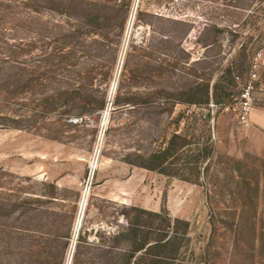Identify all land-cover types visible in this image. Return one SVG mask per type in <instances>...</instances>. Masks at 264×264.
<instances>
[{"label":"rangeland","instance_id":"obj_1","mask_svg":"<svg viewBox=\"0 0 264 264\" xmlns=\"http://www.w3.org/2000/svg\"><path fill=\"white\" fill-rule=\"evenodd\" d=\"M15 1L0 0V264H15L35 242L69 264L82 216L84 240L111 245L107 238L124 228L129 207L166 208L172 219L189 222L175 264H264V0H122L114 44L98 57L80 53L69 73L25 85L20 79L43 57V45L68 42L78 22ZM230 29L253 39L246 53L254 56L249 71H235L233 96L225 105L180 103L208 83L211 90L232 61L242 62L248 39L229 42ZM83 43L81 50L96 46ZM92 69L95 86L61 94L77 86L75 71ZM247 86L249 128L238 119V92ZM166 92L172 106L163 104ZM150 93L156 102L144 103ZM134 96L136 106L125 104ZM174 134L186 142L177 140L181 159L169 175L135 165ZM202 150L211 153L200 157L195 181L188 162ZM81 251V264L104 253Z\"/></svg>","mask_w":264,"mask_h":264},{"label":"trees","instance_id":"obj_2","mask_svg":"<svg viewBox=\"0 0 264 264\" xmlns=\"http://www.w3.org/2000/svg\"><path fill=\"white\" fill-rule=\"evenodd\" d=\"M11 3L15 0H9ZM24 1V0H23ZM30 0L27 5H30L32 11L38 12L40 8L48 9L52 12L74 18L78 22V25L73 28L72 32L65 36L68 38V42L61 43L59 39L50 40L43 45V52L40 54L42 58H33L31 69L27 75L22 76L20 80L27 82L38 81L41 78L51 79L52 76L65 72H71L70 70L77 67V61L81 55H92L98 57L104 46L112 44L118 34L113 32L117 27L122 29L121 26H117L118 11L124 7V1L121 0ZM127 12L130 8L129 4L126 5ZM129 7V8H128ZM124 23V22H123ZM217 32L225 31L215 27ZM231 30V29H230ZM232 39L231 43H235L236 40L245 37L247 42L241 44L242 50V62L240 64L234 63L225 68L218 78V80L212 86L210 90V83L204 85L199 91H195L193 95L186 101L180 103H187L189 106H195L197 108L210 105L211 102L215 105H222L225 101L229 100L233 93L230 88L233 86L235 79L239 78L238 75H234L238 70L241 74L249 71L252 66L254 56L248 55L247 47L251 40L247 36H242L238 30L232 29L230 32ZM113 40V41H112ZM250 40V41H249ZM96 45L92 49L81 50L84 47V43ZM220 40L213 39L212 43H219ZM55 43H57L55 45ZM114 44V43H113ZM145 42L142 41V50ZM55 45V46H52ZM85 49V48H84ZM28 54L29 50H25ZM81 53V55H79ZM92 53V54H89ZM40 63H37V61ZM248 62V67L246 63ZM251 62V64H250ZM171 66V65H169ZM247 67V68H246ZM112 69L111 67L103 74L106 77V73ZM97 69H92L89 72L75 71V82L77 86L70 88H64L61 94L70 96L72 94H82L86 87L95 86L92 84L96 78L93 76ZM169 72L168 70H165ZM74 72V71H73ZM165 72V73H166ZM97 75L99 73H96ZM165 75V74H164ZM86 76V77H84ZM65 79H72L69 75H64ZM86 81V82H85ZM85 82V83H84ZM84 83V84H83ZM200 88V87H199ZM245 88H242L238 92V95L244 93ZM193 91V90H192ZM170 93L166 92L163 95L164 105L172 106V98ZM211 98L213 99L211 101ZM144 103L156 102L157 97L155 94H147ZM136 97L126 98L125 104L130 106L137 105ZM94 102H87V105H93ZM120 102H115L116 106H119ZM225 105V104H224ZM105 107V102L97 104V110H102ZM169 108L163 109L168 111ZM177 140L186 142L181 136L174 134L168 143L166 148L160 150H153L146 158L142 159V162L135 164L138 167L148 169L150 171H158L162 174L169 175L167 172L175 167L178 161L181 159V145ZM179 143V144H178ZM188 144H184L186 146ZM203 156H191L189 163L192 176L196 180H200L201 177V158L208 157L211 152H204ZM200 163V164H199ZM179 174H175L177 176ZM126 219L124 228L116 233H110L107 240H110L111 245L108 244H95L94 242L84 240L82 231L79 232L77 237V243L75 246V253L72 257V264L82 263V251L81 248L88 249H102L104 253L90 254L86 256V264H175L179 261L182 249L189 241L186 236L189 234V222L172 219L169 211L166 208L158 213L151 212L139 207H129L124 209L122 214ZM184 228V230H181ZM65 236L54 237V240H63ZM123 243L127 244V248H124ZM27 253L20 255L15 261V264H58V259L54 256L50 247L37 245V242L27 244ZM69 255L67 256L68 263ZM66 262V261H65Z\"/></svg>","mask_w":264,"mask_h":264},{"label":"built area","instance_id":"obj_3","mask_svg":"<svg viewBox=\"0 0 264 264\" xmlns=\"http://www.w3.org/2000/svg\"><path fill=\"white\" fill-rule=\"evenodd\" d=\"M249 88L250 86L245 87L244 93L242 94L243 100L241 102V106L239 109V115H238L240 124L245 128H249L251 126L250 115L252 111V103H251ZM224 110L229 111L230 108L225 107Z\"/></svg>","mask_w":264,"mask_h":264},{"label":"water","instance_id":"obj_4","mask_svg":"<svg viewBox=\"0 0 264 264\" xmlns=\"http://www.w3.org/2000/svg\"><path fill=\"white\" fill-rule=\"evenodd\" d=\"M82 219H83V216H82ZM82 219H81V222H82ZM81 222L79 223V226H78V228H77V234H76V236H75V239H74L73 242H72V245H73V251H74V248H75L76 243H77V237H78L79 232H80V230H81V225H82ZM71 259H72V256H70L69 264H70V262H71Z\"/></svg>","mask_w":264,"mask_h":264},{"label":"bare ground","instance_id":"obj_5","mask_svg":"<svg viewBox=\"0 0 264 264\" xmlns=\"http://www.w3.org/2000/svg\"><path fill=\"white\" fill-rule=\"evenodd\" d=\"M81 222V221H80ZM76 231H77V229H76ZM72 247H73V245H72ZM70 261V260H69Z\"/></svg>","mask_w":264,"mask_h":264}]
</instances>
